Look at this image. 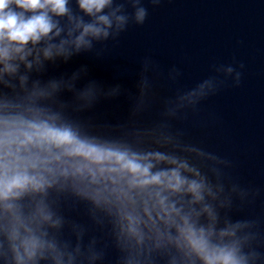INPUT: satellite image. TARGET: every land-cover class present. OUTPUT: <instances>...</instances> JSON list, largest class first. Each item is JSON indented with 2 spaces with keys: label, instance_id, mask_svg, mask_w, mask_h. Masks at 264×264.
Listing matches in <instances>:
<instances>
[{
  "label": "clouds",
  "instance_id": "9594fccd",
  "mask_svg": "<svg viewBox=\"0 0 264 264\" xmlns=\"http://www.w3.org/2000/svg\"><path fill=\"white\" fill-rule=\"evenodd\" d=\"M68 0H0V62H3L4 71L14 72L15 68L8 63L16 55L23 60L29 53L25 52V46L31 42L36 44L44 38L51 39L50 33L59 36L61 29L53 21L52 16H64L68 13ZM134 8L131 16L123 14V5L114 3V0H78L79 8L89 17L91 22L84 23L77 20L75 27L82 29L75 37L74 43L80 47L89 48L93 40H106L110 36L115 38L125 31L129 23L142 25L148 15L147 9L141 0H126ZM160 0H151L157 5ZM19 9V11L17 10ZM108 9V11H105ZM31 13V15H27ZM62 41L60 49L62 50ZM53 46L45 49L44 55L50 56ZM233 71L231 67L227 69ZM240 79V73L236 74V82ZM218 84L212 79H206L191 90L183 92L177 97L176 103L180 108L196 105L213 94ZM7 126V123H6ZM59 149V153H53L52 149ZM35 149V151H32ZM190 151L198 155L206 153L197 148L190 147ZM210 159L220 161L215 155L207 153ZM80 158L75 166V172L81 175L85 173L92 181L98 182L101 178L113 179L112 174L118 177H127L129 189L141 190L156 186L159 190L148 193L142 200L140 212H125L127 232L131 237L141 240V225L156 227L157 222H162L168 228H175L176 237L169 235V240H174L178 247L185 250L188 257H197L201 264H245V258L239 254L236 242L224 243L223 238L235 235L234 228H227L219 232L220 242H214L212 237L214 229L198 226L194 217L200 215L195 209L190 208L184 212L183 206L177 207L176 202L162 195L164 191L172 194H191L189 205L204 201L205 193L212 195V190L205 182L201 173L187 162H178L160 154L155 159L168 160L176 167L170 170L152 172L153 165L144 163L149 156H137L126 151L96 145L81 139L68 128H59L47 123H33L27 126V130L19 134L5 132L0 137V201H9L31 188L42 189L47 183L44 172L51 173L54 162L61 161L62 157ZM192 173L190 178L182 174V171ZM116 183V180H113ZM121 194L131 201V197L123 189ZM133 205L135 201H132ZM5 208L11 210L13 205L6 203ZM203 211L215 219L212 210L204 205ZM45 220L49 219L41 210ZM146 218V219H145ZM14 224L9 233L12 241V250L15 253L17 264H28L37 253L45 247V242L28 228L24 221L14 216ZM24 229L22 234L20 229ZM51 247V245H48Z\"/></svg>",
  "mask_w": 264,
  "mask_h": 264
}]
</instances>
